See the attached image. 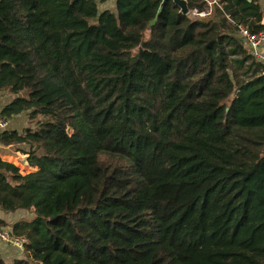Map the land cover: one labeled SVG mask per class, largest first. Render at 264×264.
<instances>
[{
	"label": "trees",
	"instance_id": "16d2710c",
	"mask_svg": "<svg viewBox=\"0 0 264 264\" xmlns=\"http://www.w3.org/2000/svg\"><path fill=\"white\" fill-rule=\"evenodd\" d=\"M100 1L0 0V264H264L260 0Z\"/></svg>",
	"mask_w": 264,
	"mask_h": 264
},
{
	"label": "crops",
	"instance_id": "0c3cea01",
	"mask_svg": "<svg viewBox=\"0 0 264 264\" xmlns=\"http://www.w3.org/2000/svg\"><path fill=\"white\" fill-rule=\"evenodd\" d=\"M260 3L264 9V0H260ZM262 23L264 24V17L262 20ZM247 47V46H246ZM262 53L264 54V46L262 47ZM14 99V96L5 92H0V114H1V110L10 102H12V100ZM10 123L9 126L6 129H1L0 128V133H2L3 131L9 130V131H22L25 127L28 126L29 124V119L28 116L24 113V114H19L17 116H15L12 119H9ZM20 149H26L25 145H18V146H14V145H9L6 146L4 144H2L0 142V158L3 161H8L11 163H15V159L17 157V159H19V161H22V165L27 164L26 168L30 169L31 171H35L37 170V168H31L28 164V160H27V154H23ZM19 154V155H18ZM11 158H15L14 160ZM30 171V172H31ZM29 173V172H28ZM21 214H23L21 211H17L15 213H6L3 210L0 209V219L5 220L8 224L9 223H13L14 221L17 220V218L19 216H21ZM11 225V224H10ZM0 252L2 254V256L4 257V259L7 262H11L15 257L19 256L21 254V252L17 249H13L11 247H9L6 243H4L3 241L0 240Z\"/></svg>",
	"mask_w": 264,
	"mask_h": 264
},
{
	"label": "built area",
	"instance_id": "2783aa9c",
	"mask_svg": "<svg viewBox=\"0 0 264 264\" xmlns=\"http://www.w3.org/2000/svg\"><path fill=\"white\" fill-rule=\"evenodd\" d=\"M215 2V0L209 1V8L207 10L201 12L195 10L194 13L201 17L210 15L212 12V5ZM237 30L240 37H242L246 43L247 49L257 60L264 63V54L261 50L264 46V28L259 31H253L244 24H238ZM9 123V118L0 114V128L6 129L9 126ZM0 239L13 249H17L19 251L25 250L27 239L25 237L14 235L11 228L8 226L0 225Z\"/></svg>",
	"mask_w": 264,
	"mask_h": 264
},
{
	"label": "rangeland",
	"instance_id": "374dc122",
	"mask_svg": "<svg viewBox=\"0 0 264 264\" xmlns=\"http://www.w3.org/2000/svg\"><path fill=\"white\" fill-rule=\"evenodd\" d=\"M106 8H111L112 10H115V0L100 1V3H99V9H100V11L101 10H104ZM15 161L16 162L14 164L17 165L20 168V171L22 173H28V172L31 171L30 169H27L26 168L27 167L26 166L27 164L22 165V161H19V159H17V157H16Z\"/></svg>",
	"mask_w": 264,
	"mask_h": 264
},
{
	"label": "water",
	"instance_id": "95a60500",
	"mask_svg": "<svg viewBox=\"0 0 264 264\" xmlns=\"http://www.w3.org/2000/svg\"><path fill=\"white\" fill-rule=\"evenodd\" d=\"M166 1L167 0H162L161 6H160V9L158 12H161ZM172 1L180 8V11L182 13H184L186 15L191 13V10H190L189 5H188V0H172Z\"/></svg>",
	"mask_w": 264,
	"mask_h": 264
}]
</instances>
